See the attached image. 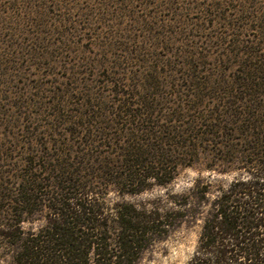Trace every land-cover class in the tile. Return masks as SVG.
<instances>
[{
  "label": "rangeland",
  "instance_id": "rangeland-1",
  "mask_svg": "<svg viewBox=\"0 0 264 264\" xmlns=\"http://www.w3.org/2000/svg\"><path fill=\"white\" fill-rule=\"evenodd\" d=\"M252 102L254 118L228 125V103ZM212 116L211 124L228 121L230 139L206 142ZM243 119L264 142V0H0V264L15 262L12 229L26 237L48 222V201L31 216L11 211L28 165L42 166L32 174L44 179L37 196L45 200L63 173L89 183L104 222L115 221L118 205L160 214L169 227L147 236L132 264H187L210 203L244 177L242 160L220 157L230 143L254 146L234 132ZM131 142L175 162L163 186L110 184L119 148ZM52 165L59 172H48Z\"/></svg>",
  "mask_w": 264,
  "mask_h": 264
},
{
  "label": "trees",
  "instance_id": "trees-1",
  "mask_svg": "<svg viewBox=\"0 0 264 264\" xmlns=\"http://www.w3.org/2000/svg\"><path fill=\"white\" fill-rule=\"evenodd\" d=\"M250 88L249 91L252 90ZM246 95L253 96L252 93ZM228 106L230 108L226 107L228 109L227 112L225 110V115L233 120L228 123L217 119L219 125H216L211 124V121H216V116H212L214 118L209 122L214 130L203 134L213 140L206 142L214 141L219 137L227 139L226 130L230 131L227 123L234 124L240 115L254 118L255 115L251 111H258L253 102L248 107L243 106L242 109L235 106V103H228ZM144 111L146 116L152 114L151 107H147ZM218 111L220 115L223 114ZM218 111L212 114L216 115ZM132 117L134 120L137 115ZM242 122L247 123L245 126L242 125L240 130L234 129V132L245 131L244 143H249L250 140L254 146L241 150L230 143L228 150L220 154V157L222 162L228 161L229 157L242 160L243 166L240 169L244 170V177L234 179L226 188H222L216 199L210 203V209L202 218L193 255L187 264H264V152L262 151L264 142L252 130L259 126L250 124V119H243ZM257 123L260 124L259 120ZM190 129L193 130L194 126ZM141 131L151 140L152 136H155L148 130ZM197 137L196 135L194 139ZM135 138L140 141L138 137ZM88 143L93 145V139ZM131 143L119 148L121 160L117 168L120 167V173L115 172L110 184L125 189L139 187L144 190L143 182L153 180L155 185L163 186L166 182L161 179L170 172L176 171V168L173 170L170 168L171 164L176 166L175 162L168 158L157 159L158 149L155 146H149L147 149V147L143 148L144 145L137 147L134 146V142ZM145 155L150 158L145 160L143 157ZM164 156L162 159L165 158ZM36 160L39 162V159ZM25 162L30 164L28 160ZM58 167L61 168L59 165ZM58 167L52 165L44 169L48 172H59ZM33 170L43 171L41 165L24 166L22 170L24 174H20L18 178L14 197L10 198L15 204V207H11V211L23 217L31 216L37 211L39 206L37 201H48L52 206L47 208L49 210L47 225L37 233L22 237L16 234L17 230L15 232L14 229L11 230L13 232L10 233V239H13L12 245L17 251L14 264H132L128 258L145 249L148 243L147 236L158 232L161 227L170 225L166 224L165 219L158 213L146 214L133 207L122 205H118L115 209V221L104 222L100 212L103 207L92 201V196L96 193L91 189L90 184L80 180H64V173L53 177V184L49 188L56 192L53 191L51 195L44 194L43 197L47 198L45 200L37 196L41 188L39 183L44 179L32 174ZM100 170L101 174L107 175L103 167L97 171ZM70 173L73 177L76 176L75 172ZM66 174H69V170ZM207 193L206 191L203 195ZM202 201L207 202L204 198ZM44 207L46 208V205ZM190 218L196 221L197 215L192 214ZM91 255L95 258H90Z\"/></svg>",
  "mask_w": 264,
  "mask_h": 264
}]
</instances>
